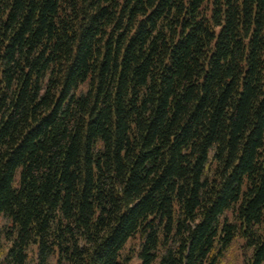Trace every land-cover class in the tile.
I'll return each mask as SVG.
<instances>
[{
	"label": "trees",
	"instance_id": "trees-1",
	"mask_svg": "<svg viewBox=\"0 0 264 264\" xmlns=\"http://www.w3.org/2000/svg\"><path fill=\"white\" fill-rule=\"evenodd\" d=\"M264 264V0H0V264Z\"/></svg>",
	"mask_w": 264,
	"mask_h": 264
},
{
	"label": "rangeland",
	"instance_id": "rangeland-1",
	"mask_svg": "<svg viewBox=\"0 0 264 264\" xmlns=\"http://www.w3.org/2000/svg\"><path fill=\"white\" fill-rule=\"evenodd\" d=\"M130 264H137L136 260H133Z\"/></svg>",
	"mask_w": 264,
	"mask_h": 264
}]
</instances>
